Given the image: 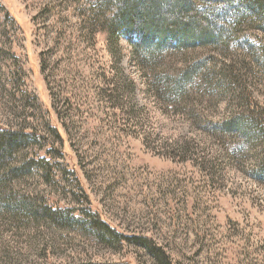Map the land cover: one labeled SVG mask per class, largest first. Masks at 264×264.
Instances as JSON below:
<instances>
[{
    "label": "rangeland",
    "instance_id": "obj_1",
    "mask_svg": "<svg viewBox=\"0 0 264 264\" xmlns=\"http://www.w3.org/2000/svg\"><path fill=\"white\" fill-rule=\"evenodd\" d=\"M192 2L142 57L103 0H0V264H264V0Z\"/></svg>",
    "mask_w": 264,
    "mask_h": 264
},
{
    "label": "trees",
    "instance_id": "obj_2",
    "mask_svg": "<svg viewBox=\"0 0 264 264\" xmlns=\"http://www.w3.org/2000/svg\"><path fill=\"white\" fill-rule=\"evenodd\" d=\"M103 5L100 12L102 22L133 34L135 40L130 37L132 53L140 52L142 57L162 54L163 47L165 49L169 43L208 37L211 27L208 17L192 0H103ZM249 118L260 126L264 124L259 113H253ZM235 120L232 124L244 125L242 118ZM257 130L263 131L261 127ZM9 132L0 130L1 145H9ZM240 132L244 130L240 129Z\"/></svg>",
    "mask_w": 264,
    "mask_h": 264
}]
</instances>
